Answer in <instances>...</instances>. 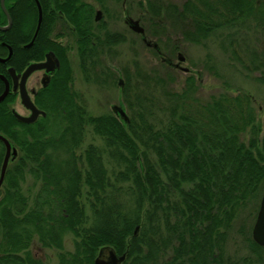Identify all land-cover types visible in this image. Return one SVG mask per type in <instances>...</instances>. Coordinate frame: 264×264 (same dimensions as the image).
Returning <instances> with one entry per match:
<instances>
[{
	"label": "trees",
	"instance_id": "obj_1",
	"mask_svg": "<svg viewBox=\"0 0 264 264\" xmlns=\"http://www.w3.org/2000/svg\"><path fill=\"white\" fill-rule=\"evenodd\" d=\"M148 6L155 17L165 11ZM170 8L173 25L190 43L231 31L233 45V30L243 41V31H254L263 44L241 45V53L231 47L230 57L248 76L261 74L264 84V0H189L181 10ZM86 65L81 56L84 72ZM186 78L181 91L138 94V112L122 89L133 113L129 124L111 113L91 116L68 88L73 100L61 97L56 120L49 113L42 133L27 141L8 170L0 264H44L31 252L35 238L59 251V264H95L105 247L126 254L123 264H264V248L249 226L264 194V135L255 100L230 89L203 99L196 76ZM88 125L104 148L82 151ZM106 157L116 166L112 173ZM25 174L34 181L28 193ZM236 222L251 254L226 259ZM68 235L72 252L65 248Z\"/></svg>",
	"mask_w": 264,
	"mask_h": 264
},
{
	"label": "rangeland",
	"instance_id": "obj_2",
	"mask_svg": "<svg viewBox=\"0 0 264 264\" xmlns=\"http://www.w3.org/2000/svg\"><path fill=\"white\" fill-rule=\"evenodd\" d=\"M149 2L152 5L164 7L163 15L158 17L150 15ZM111 4L112 6L108 9L110 15L116 20L108 24L107 33L119 32L123 34L124 40L118 46H109L103 41L99 43V54H93V67L91 63L89 77L86 71L82 70L79 60L75 59L73 62L76 80L85 81L86 78L87 81L102 83L75 84L74 89L88 114L95 117L110 113L114 115L112 107L121 104L126 107L132 119L133 113L125 103V95L120 88V83L117 84L120 79L124 83L123 91L128 89L127 100L132 102L135 112H138L139 107L136 102L138 94H154L156 98L163 88L181 91L186 77L193 74L199 81L198 94L203 99H209L210 96L228 89L232 93L247 91L251 94L258 111L261 136L264 135V84L258 80L261 74L255 72L248 76L247 71L239 64L241 62L230 57L231 47H235L237 52L241 53L243 46L260 47L263 44L258 43V35L254 31H243V41L237 31L233 30V33L237 34L236 37L231 38L233 45L230 44V35H228L231 31L217 33L199 45L188 42L180 33V27L172 23L170 4L179 5L181 10L178 0H115ZM131 20L135 32L128 25ZM98 33L99 41L106 37V32L103 30ZM89 145L97 146L99 149L104 148L102 138L88 125L81 146L82 151ZM105 163L110 173L114 167L116 169L107 157ZM25 175L24 189L28 193L33 190L34 181L29 175ZM39 182L37 180V184ZM2 197L1 195L0 200ZM249 222L253 230L255 220ZM239 227L240 222H236L231 230V236L227 242L226 259L239 260L251 254L249 243L237 232ZM250 232L252 235L253 232ZM73 238L72 235L65 237V248L69 252L74 250ZM31 252L36 258H41L44 264H59V251L44 248L36 238L31 246Z\"/></svg>",
	"mask_w": 264,
	"mask_h": 264
},
{
	"label": "flooded vegetation",
	"instance_id": "obj_3",
	"mask_svg": "<svg viewBox=\"0 0 264 264\" xmlns=\"http://www.w3.org/2000/svg\"><path fill=\"white\" fill-rule=\"evenodd\" d=\"M114 1L5 0L4 10L0 0V97L7 91L0 102V136L11 145L0 196L8 170L21 158L27 141L34 134L42 133L41 127L49 113L53 114L51 121L56 120L61 97L73 100L75 84L99 83L86 78L85 81L76 80L73 62L75 59L81 62L83 56L89 77L93 54H99L101 42L109 46L122 43L123 34L107 33L106 30L108 24L116 20L108 9ZM178 1L182 7L189 3V0ZM128 25L134 31L132 20ZM101 30L106 32V37L99 41ZM121 82L124 84L122 79L117 84ZM68 88L73 91L69 93ZM120 106L129 117L126 107L121 104L112 107L113 116L125 123L115 112ZM19 116L37 117L26 123ZM7 149L0 139V178Z\"/></svg>",
	"mask_w": 264,
	"mask_h": 264
},
{
	"label": "water",
	"instance_id": "obj_4",
	"mask_svg": "<svg viewBox=\"0 0 264 264\" xmlns=\"http://www.w3.org/2000/svg\"><path fill=\"white\" fill-rule=\"evenodd\" d=\"M1 1H2L1 2L2 8L5 10V0H1ZM41 20H42V16L40 17V22H41ZM120 87H121V89L123 88L122 82L120 84ZM6 95H7V91L0 97V102L5 99ZM115 112L118 113L122 117V119L126 122V124H129V122H130L129 117L127 116V113L123 107H121V106L116 107ZM36 117L37 116H35L34 118H31V119H27V118H23V117L19 116L20 120L23 122H26V123L33 122L36 119ZM0 139H2L5 142V144L7 145V148H8L7 149L8 150L7 156L5 158L3 169H2V175L0 178V189H1L3 182H4L5 174L7 171L8 163H9L8 160L10 159L11 145L2 136H0ZM14 155H16V152ZM139 230H140V226H137V228L135 230V236H137V237L139 234ZM252 232H253V234H252L253 241L255 243H257L259 246L264 248V194L262 196V202H261V205L259 208V213H258L257 218L255 220V224L253 226ZM125 260H126V254L119 256V255H117V253L112 248H109V247L106 248L105 247V248L101 249L99 256L95 260V264H123Z\"/></svg>",
	"mask_w": 264,
	"mask_h": 264
}]
</instances>
